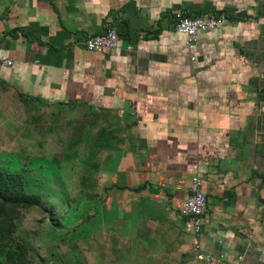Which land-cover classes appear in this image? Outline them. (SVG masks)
Instances as JSON below:
<instances>
[{
  "label": "crops",
  "instance_id": "obj_1",
  "mask_svg": "<svg viewBox=\"0 0 264 264\" xmlns=\"http://www.w3.org/2000/svg\"><path fill=\"white\" fill-rule=\"evenodd\" d=\"M4 1L0 58L13 65L0 63V98L85 112L78 121L91 139L79 145L98 157L79 184L103 225L117 233L122 220L120 233L152 245L149 264H204L196 240L213 264L264 262V141L251 56L264 45L263 0ZM176 11L225 12L230 22L196 35L192 61L171 28ZM107 24L118 46L86 49ZM195 175L207 194L199 236L179 213Z\"/></svg>",
  "mask_w": 264,
  "mask_h": 264
},
{
  "label": "rangeland",
  "instance_id": "obj_2",
  "mask_svg": "<svg viewBox=\"0 0 264 264\" xmlns=\"http://www.w3.org/2000/svg\"><path fill=\"white\" fill-rule=\"evenodd\" d=\"M84 115L76 106L0 98V172L12 176L0 186V264L154 261L152 245L120 233L122 220L112 234L93 209L91 192L81 193L86 185L79 180L91 172L85 167L98 157L91 144L79 145L91 139L78 121Z\"/></svg>",
  "mask_w": 264,
  "mask_h": 264
},
{
  "label": "built area",
  "instance_id": "obj_3",
  "mask_svg": "<svg viewBox=\"0 0 264 264\" xmlns=\"http://www.w3.org/2000/svg\"><path fill=\"white\" fill-rule=\"evenodd\" d=\"M230 17L225 12L219 13H199L195 15H187L182 11H176L172 15L171 28L184 35V43L190 53V59L195 60L193 53L196 41V35L199 32L212 31L215 28L228 24ZM119 33L111 24H107L103 32L89 36L85 40V46L88 50L104 49L111 50L118 46ZM0 63L4 66H12L13 60L9 57L2 56ZM207 212V194L204 189V181L200 176H193L190 181L189 195L179 206L180 215L185 218L186 224L191 233L199 236L203 230L204 216ZM194 249L197 257L204 264H213L217 259L213 254L207 252L203 244L196 240ZM264 260V252L261 254ZM221 257V255H219ZM242 256H238V260H242Z\"/></svg>",
  "mask_w": 264,
  "mask_h": 264
},
{
  "label": "water",
  "instance_id": "obj_4",
  "mask_svg": "<svg viewBox=\"0 0 264 264\" xmlns=\"http://www.w3.org/2000/svg\"><path fill=\"white\" fill-rule=\"evenodd\" d=\"M251 56L256 63V68L258 71L257 75L253 78V81L255 83L257 93L261 95V97L258 99L260 112L257 118V124L262 136V140L264 141V45H255ZM262 153L264 156V143ZM257 264H264V262H258Z\"/></svg>",
  "mask_w": 264,
  "mask_h": 264
},
{
  "label": "trees",
  "instance_id": "obj_5",
  "mask_svg": "<svg viewBox=\"0 0 264 264\" xmlns=\"http://www.w3.org/2000/svg\"><path fill=\"white\" fill-rule=\"evenodd\" d=\"M10 177H12L9 173L7 172H0V186L2 187H7L8 182L10 181ZM34 202H38V199H33Z\"/></svg>",
  "mask_w": 264,
  "mask_h": 264
}]
</instances>
